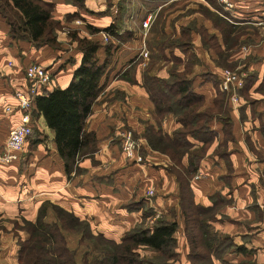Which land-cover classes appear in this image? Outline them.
<instances>
[{"label": "crops", "instance_id": "1", "mask_svg": "<svg viewBox=\"0 0 264 264\" xmlns=\"http://www.w3.org/2000/svg\"><path fill=\"white\" fill-rule=\"evenodd\" d=\"M191 1L166 9L159 19V34L171 35L177 42L170 45L160 39L152 43L154 57L147 70L167 77L172 61L179 60L177 69L186 67L191 89L201 96L196 110L211 113L199 138L187 134L191 150L204 147L188 181L193 202L209 207L210 230L219 236L228 235L233 242L223 254L224 263L215 259V264H237L242 259L264 264V36L256 33L252 39L248 37L254 25L264 28V22L259 21L264 20V0H233L234 8H238L235 11L251 15L246 18L253 25L245 27L247 31L240 33L236 42H232L233 31L221 30L203 10L186 12L190 6H197L198 0ZM88 2L85 0V4ZM167 3L168 0L161 5ZM87 20L92 22L88 17ZM106 25L96 27L104 30ZM182 35H188V39L179 40ZM138 44L131 37L112 51L100 79L101 89L86 118V129L93 132L95 147L79 157L78 170L73 167L66 171L53 129L33 109L32 132L18 157L5 161L1 154L6 136L21 111L15 108L8 112L2 98L27 85L24 65L30 61L46 65L52 71V83L47 88L65 86L81 53L76 48L74 57L65 60L68 55L59 53L57 48L47 52L33 47L28 40L13 39L8 35V23L0 15L1 225L21 216L34 220L42 206L53 203L86 219L92 232L118 238L150 208L155 215L177 219L176 237L182 231L180 240L188 247L174 169L179 165L167 153L153 148L145 134L149 127L172 136L182 123L172 111L156 114L154 101L142 82L144 75L140 71L144 67L139 62ZM192 54L195 58L189 63L186 59ZM223 64L236 68L243 76L236 101L220 87ZM9 100L15 103L14 98ZM124 129H131L137 139L140 161L128 159L123 153L120 133ZM187 156V152L182 154L183 165L187 164ZM199 171L201 174L195 177ZM148 188L154 194H147ZM22 229L24 233L17 234L0 226V264H18L16 240L27 236Z\"/></svg>", "mask_w": 264, "mask_h": 264}, {"label": "trees", "instance_id": "2", "mask_svg": "<svg viewBox=\"0 0 264 264\" xmlns=\"http://www.w3.org/2000/svg\"><path fill=\"white\" fill-rule=\"evenodd\" d=\"M64 2L77 7L85 6V0ZM53 6V0H0V15L8 23V35L11 38L28 40L34 46H55L58 21L53 16ZM87 27L91 32L100 29L89 22ZM103 29L109 34L117 33L113 23ZM73 39L77 42L81 56L68 83L44 89L35 96L32 108L53 129L56 149L66 171L73 167L78 170L76 162L79 157L95 147L93 132L86 129V118L101 89L100 79L114 49V46L104 45L105 55L100 58L99 39L75 34ZM143 75L142 82L154 101L156 114L172 111L182 123L172 136L162 134L159 128L153 130L149 127L145 134L153 148L167 153L179 165L174 169L180 186L184 232L190 247L186 254L188 264H215V259L224 263L223 254L233 246V242L228 235L219 236L210 230L207 222L209 207L193 202L188 181L197 169L204 147L191 150L187 134L199 138L211 113L208 110H196L201 96L191 89L190 79L185 76V72L176 71L167 77ZM184 152L188 154L186 165L181 162ZM50 205L55 211V219L46 221L43 218L46 214L44 205L34 220H25L23 223L22 228L26 230L27 236L17 239L18 264H177L176 232L179 225L175 218L160 215L148 223L149 214L145 211L143 218L116 241L101 233L93 234L89 222L72 211L57 204ZM65 230L82 233L76 238L75 246L69 245ZM97 236L96 253H89L88 249L80 252L87 237ZM200 245L202 250L196 251ZM142 248L152 253L144 254ZM195 258L201 263L194 261ZM238 263L256 264L251 259H242Z\"/></svg>", "mask_w": 264, "mask_h": 264}, {"label": "rangeland", "instance_id": "3", "mask_svg": "<svg viewBox=\"0 0 264 264\" xmlns=\"http://www.w3.org/2000/svg\"><path fill=\"white\" fill-rule=\"evenodd\" d=\"M61 3H64L63 0H61ZM89 2L85 4L84 7H77L73 4H63L59 5V3H54L53 6V16L55 19H57V28H56V39L57 42L55 46L43 44L40 46H34L37 49H44V51H49L52 48L59 51V53H63L65 55H68L65 60L72 59L76 53L77 48V42L75 39H73V35H86L91 38L99 39V42L101 43V47L98 49V53L100 54V58H104L103 55H105V52H103V46L104 45H110V47L116 46L118 47L120 43L123 41L133 37L136 38L138 41V56L139 62L144 67L141 69L140 74L145 75H153L148 69L151 62L153 61L154 57L152 53V48L150 47L152 43H154L157 40L162 39L167 44H175L177 42V39L171 37V35H168L166 33L159 34L158 25H160L159 19L162 18V15H164L166 9H171L176 6H183L187 4V2H192L191 0H168L167 5H161L162 2L167 0H88ZM200 1V3H199ZM231 1V6L225 5L224 2L219 0L223 4L219 5L216 0H198L197 6L191 7L186 12H193L197 9L203 10L205 14L211 15L213 20L216 21L218 26L220 28H223L224 30L233 31L234 32V39H232V42H236L237 37L240 35V33H243L247 31L245 27H251L253 26L250 21L251 19L246 18L247 16H250L247 14V12L244 11H235L238 8L235 5V2L233 0ZM199 3V4H198ZM234 3V4H233ZM219 5V6H218ZM207 6L212 9L209 10ZM150 13V15L148 14ZM219 13V14H217ZM92 21L91 23L95 26H99L103 23L109 24L113 23L114 28L117 29L116 34H108L103 30H98L95 32H91L89 30V27H87V17ZM147 18V25H143L144 19ZM230 18V19H228ZM231 20V21H230ZM260 22H264L263 19H259ZM233 22V23H232ZM261 25V24H260ZM259 25L253 26V32H250L251 34L248 36L252 39V36L256 33H263L264 36V28L258 27ZM156 27V29H155ZM133 31H136L135 33ZM227 32V31H226ZM136 35V37H134ZM230 38V35H228V39ZM180 39H188V35H182L178 38ZM264 40V38H263ZM144 51H146V54H144ZM190 52H187L188 55ZM112 55V54H110ZM193 56V57H192ZM110 58V57H109ZM195 56L192 54L189 58L187 57L186 61H189L191 63L194 60ZM71 62V61H70ZM110 61L108 62L107 66L109 65ZM179 60H173L169 69H168V75L169 73H174L176 71L180 72H186V67L181 69H177ZM189 63H186V66L189 68ZM185 64V63H184ZM222 67H227V65L223 64ZM229 68V66H228ZM231 69L237 70L236 68L232 67ZM147 70V71H144ZM106 71V70H105ZM126 72L123 75H126ZM131 70H129L130 72ZM240 89V88H239ZM239 89L237 90L238 95ZM154 194V192L152 193ZM46 214L43 216L44 219L52 220L55 219V211L53 209V206L50 205V203H46L45 205ZM144 211H146L148 215L147 222L153 221L155 218H157L159 215H155L154 211L150 208H146ZM143 211V212H144ZM165 216V215H164ZM172 219V218H170ZM176 219V218H175ZM24 220V221H23ZM25 220H30L27 217L21 218H12L11 222L7 225H1L5 230L12 231L14 233L17 232V234L24 233L22 229L23 223H25ZM177 220V219H176ZM79 227V226H78ZM66 236L69 238L68 243L69 245L75 246L76 245V238L80 235H82L81 232H68L65 230ZM93 234H97L94 233ZM124 232L122 233V235ZM25 235V234H24ZM103 235V234H102ZM121 235V236H122ZM105 236V235H104ZM120 237L118 238H112L116 241L120 240ZM181 236L182 231L180 233H177V264H188L187 259V253L190 250L189 244L188 247L186 246L185 242H181ZM107 237V236H106ZM110 238V237H109ZM99 241L98 236L93 238H86V240L83 242L80 248V252H84L85 250H89V253H96L95 246L96 243ZM17 242V240H16ZM12 243V242H11ZM197 250H202V246L196 247ZM16 256H17V251ZM14 252V253H15ZM141 252L144 254H151L152 252L147 248H142ZM198 263H201L197 258H195ZM18 263V262H17ZM216 264H218V261H216ZM239 264V263H238ZM258 264V263H256Z\"/></svg>", "mask_w": 264, "mask_h": 264}, {"label": "built area", "instance_id": "4", "mask_svg": "<svg viewBox=\"0 0 264 264\" xmlns=\"http://www.w3.org/2000/svg\"><path fill=\"white\" fill-rule=\"evenodd\" d=\"M224 4L231 6V1L221 0ZM150 15V14H149ZM144 19L143 25H147V18ZM109 34L108 31L103 30ZM146 54V51H144ZM9 64L11 62L9 61ZM23 73L27 80V85L24 88H15L9 94L2 98L4 108L11 112L15 108L20 109L19 120L8 130L5 149L1 154V158L5 161H10L18 157V151L23 147L28 135L32 132L34 127L32 108L34 105V98L44 89L49 87L52 83L51 71L49 68L37 61H30L23 67ZM244 83L243 76L240 72L228 67H223L220 72V87L229 92V97L236 101L239 98L237 90L242 87ZM14 98L15 103L9 99ZM121 135V148L128 159L140 161L142 154L139 150V143L134 137L131 129H124ZM200 171L195 173V177L200 175ZM153 189L148 188L147 194H152Z\"/></svg>", "mask_w": 264, "mask_h": 264}]
</instances>
